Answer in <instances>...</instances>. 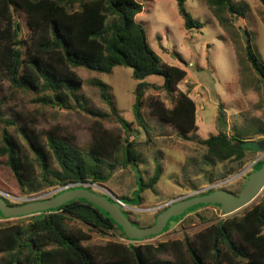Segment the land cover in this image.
<instances>
[{"label": "trees", "instance_id": "16d2710c", "mask_svg": "<svg viewBox=\"0 0 264 264\" xmlns=\"http://www.w3.org/2000/svg\"><path fill=\"white\" fill-rule=\"evenodd\" d=\"M184 1L175 0L184 28L200 29L202 23L187 11ZM203 2L221 30L233 40L238 38L234 20L245 16L247 4L234 0ZM259 2L264 5V0ZM142 8L138 0H0V83L7 81L11 89L30 95L35 103L69 109L74 102L95 116L90 125V140L81 148L50 131L39 133L26 122L18 124L14 118L3 120L0 111V157L21 195L29 198L46 189L74 183L93 190L90 184L105 183L119 169L129 166L138 188L134 189L135 195L117 198L126 205L140 204L141 193L146 189L154 191L162 174L158 157H154L153 170L146 178L139 167L141 150L152 141L140 112L144 94L149 89L163 90L172 101L168 106L151 96L148 101L151 115L173 126L181 139H195L201 146V154L188 164L202 173L206 184L242 170L256 154L257 151L248 146L251 140L242 136L244 130L228 127L221 105L217 107V132L196 138L195 102L188 91L177 86L187 72L162 61L150 47L143 25L135 18ZM18 14L25 18L28 29L25 37L21 36ZM244 55L257 75L254 87L261 90L264 104V62L249 43L244 46ZM118 65L130 67L138 81L133 115L146 137L144 142L134 137L129 139V122L116 113L105 82L98 78L91 80L126 136L106 128L103 124L106 114L88 110L79 93L81 78L75 68L109 73ZM150 74L162 76L163 82L144 81ZM255 133L264 135V127H258ZM263 162L264 158L254 161L249 172L258 169ZM243 182L236 190L222 189L237 195ZM97 193L111 199L105 193ZM3 198L9 204H17ZM209 205L224 214L219 204H196L169 220L178 221L188 212ZM122 210L139 225L129 211ZM0 218H3L1 214ZM169 220L163 231L169 228ZM90 231L111 232L128 242L92 243ZM132 241L104 210L84 199H73L56 208L30 214L27 220L0 224V264H264V198L240 214L218 219L192 237L157 244ZM163 254H170L172 258H162Z\"/></svg>", "mask_w": 264, "mask_h": 264}, {"label": "rangeland", "instance_id": "374dc122", "mask_svg": "<svg viewBox=\"0 0 264 264\" xmlns=\"http://www.w3.org/2000/svg\"><path fill=\"white\" fill-rule=\"evenodd\" d=\"M138 1L143 8L135 18L143 25L150 47L162 61L180 66L187 72L185 79L177 86L181 90L188 91L195 102L196 138H205L217 132V107L221 105L229 128L236 126L244 130L242 136L250 140L263 139L264 135L255 133L258 127H264L262 94L260 89L254 87L257 84V75L245 59L244 46L249 43L258 58L264 62V5L259 0H234L246 3L247 10L244 17L238 16L234 20L238 38L233 40L228 33L221 30L216 18L206 8L203 0L184 1L187 11L202 23L200 29L184 28L175 0ZM17 18L21 23V36L25 37L28 35L25 18L22 14H18ZM239 28L244 32L245 42L242 40ZM75 71L81 78L79 93L83 96L84 106L88 110L106 114V120L103 121L106 128L117 130L124 136L127 135L123 127L113 120L111 109L101 98L99 89L91 83L94 78L102 80L108 85V95L115 106L116 113L129 122L128 132L131 133L129 139L134 137L144 142L146 137L133 115L134 90L138 81L133 77L132 69L118 65L109 73H99L84 67H77ZM143 80L161 84L163 77L150 74ZM151 96L158 97L168 106L172 103L163 90L149 89L144 94L140 108L152 138L151 143L141 150L139 167L143 172L142 175L146 178L151 174L154 157H158L162 166V174L155 185V190H144L141 193L140 204L124 207L140 226L150 225L154 216L168 203L190 196L195 191H203L208 186L202 179V173L196 172V167L188 164L201 154V146L195 139H181L173 126L151 115L148 103ZM71 104L73 107L69 109H58L35 103L31 101L30 95L11 89L7 81L0 83V111L3 120L14 118L18 124L26 122L39 133L50 131L85 148L91 137L90 125L95 116L90 111L74 105V102ZM9 131L21 140L12 127H9ZM263 158L264 151H257L254 157L247 161L245 168L218 181L214 188L236 190L249 172V164ZM91 187L95 192L105 193L113 198L130 197L131 193L135 195L134 189L138 188L134 182V173L129 166L119 169L109 181ZM56 189H46L38 195L49 196L55 193ZM0 192L10 202L21 203L27 198L20 194L1 157ZM262 198H264V186L251 202L233 213H242ZM29 215L0 218V224L27 220ZM227 215L229 214H222L213 206H205L188 212L178 221L169 220V228L166 231L132 241V243L157 244L161 241L182 239L184 236L192 237L204 227ZM76 225L87 229L85 225L79 223ZM89 233L92 243H103L108 240L128 242L111 232L101 234L99 231H90ZM160 256L172 258L170 254Z\"/></svg>", "mask_w": 264, "mask_h": 264}, {"label": "water", "instance_id": "95a60500", "mask_svg": "<svg viewBox=\"0 0 264 264\" xmlns=\"http://www.w3.org/2000/svg\"><path fill=\"white\" fill-rule=\"evenodd\" d=\"M239 31L241 32L243 42H245L244 32L240 28ZM248 146L256 151H264V138L256 141L251 140L248 142ZM263 186L264 162L258 169L246 174L243 186L237 195L222 188H217L209 192L179 198L168 203L156 214L153 222L147 226H139L132 222L125 215L120 202L113 197L109 196L111 198L109 199L104 194H99L87 187L78 185H66L65 187L57 188L52 195L43 196L42 194L25 198L23 202L17 204H9L0 195V214L3 218L23 216L56 208L73 199H84L104 210L107 216L120 226L124 236L128 240L135 241L162 233L167 221L171 217L181 215L185 210L196 204H219L222 206L224 214L233 213L251 202ZM57 191L59 192L56 193Z\"/></svg>", "mask_w": 264, "mask_h": 264}, {"label": "built area", "instance_id": "2783aa9c", "mask_svg": "<svg viewBox=\"0 0 264 264\" xmlns=\"http://www.w3.org/2000/svg\"><path fill=\"white\" fill-rule=\"evenodd\" d=\"M218 183L217 182H214V183H211V184H207L208 186L205 188V190L207 189H214V187L217 185ZM73 185H78V183H74V184H68V186H73ZM66 186V185H65ZM65 186H62V187H65ZM90 186H97V184L93 183V184H90ZM61 188V187H59ZM203 190V191H205ZM203 191H195L194 194L196 193H199V192H203ZM0 195L3 196L4 194L2 192H0ZM4 197V196H3ZM116 199L118 202H120V205L122 206V208L124 207H128L125 203H123L121 200H119L118 198H114Z\"/></svg>", "mask_w": 264, "mask_h": 264}, {"label": "crops", "instance_id": "0c3cea01", "mask_svg": "<svg viewBox=\"0 0 264 264\" xmlns=\"http://www.w3.org/2000/svg\"><path fill=\"white\" fill-rule=\"evenodd\" d=\"M254 161H255V160H254ZM254 161H253V162H254ZM253 162H252V163H253Z\"/></svg>", "mask_w": 264, "mask_h": 264}, {"label": "flooded vegetation", "instance_id": "af4514ba", "mask_svg": "<svg viewBox=\"0 0 264 264\" xmlns=\"http://www.w3.org/2000/svg\"><path fill=\"white\" fill-rule=\"evenodd\" d=\"M256 160H258V159H256ZM256 160H255V161H256Z\"/></svg>", "mask_w": 264, "mask_h": 264}]
</instances>
